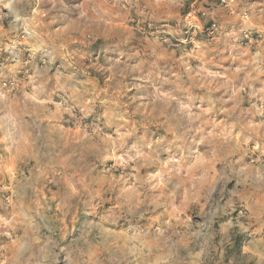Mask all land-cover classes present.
I'll use <instances>...</instances> for the list:
<instances>
[{
	"label": "clouds",
	"instance_id": "9594fccd",
	"mask_svg": "<svg viewBox=\"0 0 264 264\" xmlns=\"http://www.w3.org/2000/svg\"><path fill=\"white\" fill-rule=\"evenodd\" d=\"M15 3L0 0V21L13 14ZM30 3L34 5L33 13L21 25L26 32L31 26L29 36L36 34V27H47L43 18L48 17L57 26L50 39L74 46L80 53L72 56L67 48L58 47L57 55L69 75L61 78L64 82L58 83L56 90L68 116L64 123L82 128L81 139L86 137L87 143L95 147L96 160L79 166L63 157L53 166L46 130L37 123L40 117L32 124H18L10 116L2 118L0 170L14 160L34 158L38 164L48 161L41 175L55 172L57 166L72 169L71 174L62 177L65 192L69 203L83 200L78 231L72 234L62 224L50 226L48 231L54 238L46 241L50 245L47 256H29L25 264H44L45 260L57 264L61 256L63 264H247L256 257L260 258L258 264H264V131H259L264 128V86L247 94L258 98L259 106L252 103L248 109L240 108V93L250 87V80L264 74L260 70L264 45H258L259 51L247 62L243 59L247 53L237 57L241 70L252 66L239 88L232 84L237 78L235 73L232 80L217 79L213 87L200 83L206 79L203 73H188L189 83L180 76L166 79L147 68L133 75L124 87L110 90L97 86L89 68L111 73L117 80L122 68L119 60L125 59L126 53L128 60L139 53L129 48L126 38L109 34L107 19L115 18L121 8L124 19L129 18L127 13L132 9L140 13L149 30L142 32L139 25L136 30L141 37L152 36V63L158 64L162 54L171 55L164 47H172L171 40H180L186 46L173 35L175 29L159 23L176 6V0H115L112 6L109 0ZM180 63L187 62L181 57ZM128 85L135 89L131 95ZM230 86L233 94L229 107L223 99L227 93L220 97L215 93ZM201 87L207 91H194ZM221 113L224 119L217 122ZM248 115L260 117V123H244ZM229 117L231 123L227 122ZM237 126L253 136L242 143L239 134L232 135ZM209 128L213 132L205 131ZM215 129L220 131L214 134ZM160 130L164 134L157 135ZM256 135L259 139L255 147L248 148L249 140ZM253 155L258 158L251 163L245 160ZM109 160L116 163L108 165ZM96 161L110 168L103 173V183L98 179L101 173L91 174ZM17 171L20 179L13 185L15 202L0 199V221L6 228L15 227L12 221L17 219L24 189L34 186L38 179L35 173L25 175L32 172L27 167ZM117 172L119 175H113ZM106 200H111L109 207L104 206ZM70 210L75 215L76 206ZM36 218L44 219L39 208ZM35 230L25 231L28 248L36 243L29 236V231Z\"/></svg>",
	"mask_w": 264,
	"mask_h": 264
},
{
	"label": "rangeland",
	"instance_id": "374dc122",
	"mask_svg": "<svg viewBox=\"0 0 264 264\" xmlns=\"http://www.w3.org/2000/svg\"><path fill=\"white\" fill-rule=\"evenodd\" d=\"M184 1L176 0V6L161 18L159 23L175 29L173 35L185 41L186 46L180 40H171L172 47L168 44L164 45L171 55L162 54L158 64L152 63L155 60V57L151 55L152 36L141 37V33L136 30L137 25L142 32L149 30L145 28L146 21L140 13L132 9L127 13L129 18L124 19L122 18L124 9L121 8L115 18L107 19L109 34L118 33L126 38L129 48L138 52L139 55L128 60L126 53L125 59L119 60L122 68L117 80L113 79L111 73H98L89 68L88 72L95 77L97 86L109 87L110 90L112 87L122 88L128 84L133 75L142 74V70L147 68L153 69L166 79L169 77L176 79L180 76L189 83L191 81L188 80V73L192 76L203 73L206 79L200 80V83L202 85L207 83L213 87L217 79L232 80V75L235 73L237 78L232 80V84L237 88L244 84L245 77L252 66L241 70V60L237 57L247 53L243 56L244 61L247 62L250 56L259 51L257 46L264 45V0H240V2L234 0L229 4L219 2L218 4L225 9L227 15L225 18L216 16L208 0H189L183 11L180 4ZM114 3L115 0H109L110 6ZM140 7L143 8L142 3ZM33 9L34 5H31L30 0H16L13 14L0 21V122L3 117L10 116L18 124H32L33 120L40 117L37 123L46 130L48 151L52 153L49 157L51 165L54 166L56 161L63 157H67L68 162H78L79 166L90 165L96 160V149L87 143L86 137L81 139L82 128L64 123L68 116L56 90V85L64 82L61 78L69 75L61 57L57 55L58 47L67 48L68 54L72 56L80 55V53L76 52L74 46L60 45L58 40L50 39L57 32V26L51 24L48 17L43 18V24L47 27H36V34L29 36L31 26L26 32L21 25L32 15ZM101 23L103 24L104 21L102 20ZM181 57L187 62L186 64L181 65ZM260 70L264 71V64H261ZM129 72L131 75L126 74ZM252 75L255 76L257 73L253 72ZM81 76L87 79L84 73H81ZM262 82H264V74L260 75L258 80L249 81L250 87H245L240 93L243 97L241 109L250 108L252 103L259 106L258 98L247 94L258 92L264 86ZM41 86H43L42 90ZM88 86L92 87V85ZM134 91L135 89L128 85V94L131 95ZM194 91L203 93L207 90L201 87ZM224 92L227 94L223 99L230 107L229 97L233 94L231 86L220 89L215 95L220 97ZM136 102L134 98L133 103ZM219 106L218 104L217 107ZM223 119L224 115L221 113L217 122ZM248 121L258 125L260 117L253 118L248 115L243 122ZM227 122L231 123L232 118L229 117ZM205 131L213 132V129L209 128ZM219 131L220 129H215L214 134ZM259 131H264V128ZM108 134L111 136L112 133ZM162 134H164L163 130L157 133V135ZM237 134L242 143L246 138L253 136L251 131H242L240 126L235 127L232 132L233 136ZM257 139H259L258 135L249 140L248 148H254ZM257 158V155H253L245 157V160L251 163ZM115 163L114 160L107 161L108 165ZM45 166H48V161H41L38 164L37 159L34 158L14 160L6 169L0 170V199L9 203L15 202L13 185L20 179L18 168L27 167L32 172L25 175L35 173L38 178L34 186H26L24 189L25 195L20 201L21 207L17 210V219L12 221L15 227L6 228L3 226L4 222L0 221V233H3L0 237V264H25L29 256H47L50 245L46 241L54 238L48 229L54 224H62L70 229L72 234L79 229L80 221L83 219L80 215L83 200L79 204L76 201L69 203L62 183V177L71 174L72 169L62 170L57 166L55 172L41 175ZM108 171L110 168H105L103 164L96 161L91 174L96 176L97 173H101L98 179L103 183V173ZM144 171V169L141 170L142 174ZM113 175H119V172ZM96 186L99 187V185ZM63 205H68V208H63ZM72 205L76 206L75 215L70 210ZM110 205L111 200H106L104 206ZM38 208L44 218L43 221L36 218ZM8 211L11 213L12 209L9 208ZM6 219L11 221L12 217L7 216ZM29 221H32V224H29ZM29 228L36 229L29 231V236L36 241L31 248H28L26 244L28 237H25V231ZM18 237H20L18 243L13 246L12 241L17 240ZM259 259V257L251 259L247 261V264H258ZM44 264H48V261L45 260ZM57 264H63V256Z\"/></svg>",
	"mask_w": 264,
	"mask_h": 264
},
{
	"label": "crops",
	"instance_id": "0c3cea01",
	"mask_svg": "<svg viewBox=\"0 0 264 264\" xmlns=\"http://www.w3.org/2000/svg\"><path fill=\"white\" fill-rule=\"evenodd\" d=\"M189 0H185L184 3L180 4V8H183V11H185V5ZM237 2H240V0H237ZM219 0H208V4L211 5V8L214 9V12L218 18H225L227 15L225 14V9L220 6ZM179 7V6H178Z\"/></svg>",
	"mask_w": 264,
	"mask_h": 264
},
{
	"label": "built area",
	"instance_id": "2783aa9c",
	"mask_svg": "<svg viewBox=\"0 0 264 264\" xmlns=\"http://www.w3.org/2000/svg\"><path fill=\"white\" fill-rule=\"evenodd\" d=\"M234 0H219V2L221 3V4H229V3H231V2H233Z\"/></svg>",
	"mask_w": 264,
	"mask_h": 264
}]
</instances>
